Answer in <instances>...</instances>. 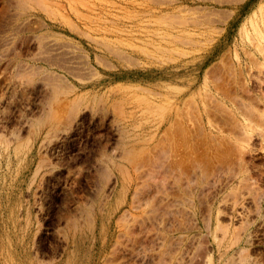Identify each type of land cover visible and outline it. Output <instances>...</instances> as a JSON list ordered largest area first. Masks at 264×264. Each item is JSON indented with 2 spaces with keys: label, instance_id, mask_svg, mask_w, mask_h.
I'll return each instance as SVG.
<instances>
[{
  "label": "rangeland",
  "instance_id": "1",
  "mask_svg": "<svg viewBox=\"0 0 264 264\" xmlns=\"http://www.w3.org/2000/svg\"><path fill=\"white\" fill-rule=\"evenodd\" d=\"M0 264H264V0H0Z\"/></svg>",
  "mask_w": 264,
  "mask_h": 264
}]
</instances>
